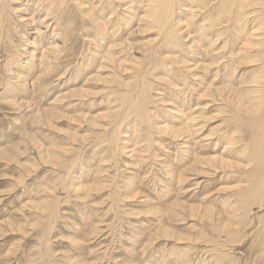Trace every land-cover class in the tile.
Here are the masks:
<instances>
[{"label":"rangeland","instance_id":"rangeland-1","mask_svg":"<svg viewBox=\"0 0 264 264\" xmlns=\"http://www.w3.org/2000/svg\"><path fill=\"white\" fill-rule=\"evenodd\" d=\"M1 1L0 94L3 91L1 83L5 78L10 79L15 87L22 80L15 71L10 73L13 79L8 78L9 72H5L8 67L6 62H13L14 69L23 73L24 63L27 61L28 65L36 58L35 55L32 56V50L38 45L32 47L29 42H38L40 35L37 36L36 32L39 30L45 33L41 37L43 43L55 24L54 13L50 14L43 9L39 0H27V10L21 12L26 13L23 15L28 21H32L31 25L28 23V27L21 25L16 18L19 13H14L20 0L8 1L9 10L4 1ZM88 1L95 8L88 4H85L86 7L81 5L82 8L63 5L60 11L62 16L57 14L56 21H59V25L55 32L60 53L55 54V59L49 60H53L51 63L54 67L48 74V79L41 77V80H37L38 85L35 82L38 86L35 87L36 96L33 94L35 99L33 95L26 93L27 90L17 91L20 99L26 101L19 106L11 104L7 97L6 100L4 96H0V264H264V193L256 200L250 194H237L260 178L246 175L248 167L244 169L243 165H251L253 162L241 163L238 155L247 158L252 147L260 154L262 150L264 152V143L259 142L257 148L250 143L245 148L251 131L243 123L240 129L233 130V139L228 138L227 141L233 142V154H223L225 162L216 163L220 167L219 171L211 169L213 173L206 175L205 171H210L207 169L208 165L197 162L199 156H210L202 158L204 162L213 156H222L226 140H218L217 143L216 140H201L203 137H210L208 135L212 133L218 136L221 132H229L232 126H237L231 108L221 109L222 104L217 108L210 107L205 110L208 116L203 122H198L199 125L192 122L195 128L201 127L198 132L200 137L196 138L198 146L193 150L194 155L181 161L179 158L186 150L179 147L178 150L176 141H169L166 134H155L153 137L158 143L151 142L148 150L145 151L144 146L138 148L140 143L145 142L142 140L136 143L133 134L123 130V126L128 124V128L131 124L132 127L134 119L141 118L137 112H128V118L125 119L127 111L125 115L124 109H121V113L115 116V122L108 118L109 122L103 116L95 120L94 126L78 121V115L105 114V104L101 103V99L107 90L104 88L105 83L99 81L90 82L92 90L87 94L83 93L85 98L77 101L80 105L67 107L69 98H62L56 108L52 109L53 114L58 111L61 113L51 116V119L50 116L43 118V122L37 121L40 115L34 114L36 105L47 102L58 89L63 88L65 92L70 80L73 85L78 82L81 73L79 70V73L76 72L77 64H89L88 60L92 58L90 49L93 50V55L96 54V45H93L95 41H88L91 37L86 34L89 31L92 37H98V34L93 35V32H97L94 29L95 19L102 21L105 32L109 30V39L113 40L123 37V29L126 30L125 24L117 25L124 19L122 16L130 21L133 19L125 10L130 11L129 6H136L135 10L140 8L138 0H97L98 4L93 0ZM5 10L8 11L7 14L2 13ZM44 11L50 26L41 24V28L36 24L46 15ZM217 18L228 19L221 13L213 12L211 19L215 21L207 30L221 29V39L227 40V45L220 50L223 54L230 45L227 37L234 39V35L223 30L228 22L218 24ZM253 24L254 28L258 25L256 22ZM184 25H177L180 32L184 31ZM155 32L157 29L154 27L149 31L130 34L132 43L126 38H119L114 42L133 51L131 57L140 58L139 50L133 47L141 46L143 42H153ZM263 33L264 31H259L257 37ZM187 36L185 39L188 40L183 41L185 45L190 44L194 33ZM26 39L27 45H21ZM103 39L105 38L102 37ZM217 43L216 40L215 46L220 47ZM64 70L66 74H62L61 81L65 84L56 80ZM34 73L35 70L30 69L28 77ZM177 77L184 80L180 74ZM185 80L187 84L190 81L188 78ZM40 83H47L45 93V88ZM180 88L184 89V86ZM185 89L183 92L188 96L189 92ZM98 90L99 93H95ZM168 106L158 110L159 117L171 125L178 123L173 117L177 119L179 112L174 105ZM158 108L159 106L156 107ZM129 114L134 116L129 117ZM168 114L173 117L167 118ZM212 115L216 118L211 119ZM48 118L49 121L52 120V124L42 126ZM22 120L23 126L20 128ZM102 122L109 128L106 129ZM113 124L116 131H124L121 139H125V147L129 149L138 145L136 151L139 154L135 152L134 157L132 154L124 155V151L120 149L116 153L112 152L118 144L115 143L113 147L110 141L114 136L111 133ZM175 125L181 127L179 124ZM142 128L137 125L134 130L141 132ZM100 133L104 134L103 137ZM43 149H46V155L40 153ZM141 149L143 151H139ZM58 151L59 157L54 155ZM154 152L157 155H153ZM262 161L263 157L258 155L255 163ZM166 169L174 172L169 173ZM228 172L230 175H227Z\"/></svg>","mask_w":264,"mask_h":264},{"label":"bare ground","instance_id":"bare-ground-1","mask_svg":"<svg viewBox=\"0 0 264 264\" xmlns=\"http://www.w3.org/2000/svg\"><path fill=\"white\" fill-rule=\"evenodd\" d=\"M3 1L6 5V8H8L9 10L10 7L8 5V1L11 2L15 0H3ZM39 1H41L39 5L42 6L43 9L49 11L50 14L54 13L53 18L55 19V24L52 26V29L50 30L51 32L50 36L49 37L46 36L47 38L43 40L44 41L43 43H41V37L42 36L44 37L45 33H42V31L39 30H37L36 33L37 36L40 35L39 36L40 42L38 39H37L38 42L36 43L29 42V44L31 43L32 47L33 45H38V46H34L32 50V56L35 55L36 58L33 59L34 60L32 61L33 64L29 62V64L27 65V61L24 63L23 68H25V70L23 73L22 71L20 72L19 69L16 68L14 69L13 62L11 61L6 62V65L9 67V68L8 67L5 68V72H9L8 78H12L10 77L11 76L10 73H14L13 71L17 72V74L19 73L18 76L22 77V80L20 79L21 83L17 82L20 83L21 85L16 84V87L14 86V84L12 85L10 79L7 78L2 80L3 83H1V85H3L2 86L3 91L1 92L0 96L2 97L4 96L5 98L7 97L8 101L13 105L21 106L24 105L26 102L20 99V96L17 94V91L20 92L22 90L24 91L27 90L26 93L28 92L31 95L35 93L36 96L35 87L38 88L37 80L39 79L41 80V77L42 79H48L47 78L48 74L51 72V69H53L54 67V65L51 63L53 60L51 62L49 60L55 59L56 56L55 54L60 53V49H61V48L59 49L58 47V45L60 44L58 43L59 41L57 42V33L55 32V30H57L56 26L59 25V21H56V16L58 13H60L62 6L69 5L72 8L74 7L82 8L83 5L85 6V4H88L89 7H94L89 3L88 0H44L45 2H43V0H39ZM93 1H95L96 3L97 0H93ZM120 1H130V0H120ZM131 1L137 2V0H131ZM138 1H139L138 4L140 6L139 9L135 10L136 6L135 7L129 6L130 11L125 10L126 12L129 13V17L133 19L130 21L127 19V17L125 18V16H122V19L124 18L123 20H121L122 23L119 22L118 20L119 23L117 25L121 26L122 24H125L126 30L123 29V33L121 34L123 35V37L122 36L120 37L119 35L118 36L120 39L126 38L128 42L133 40L131 39L130 34L134 35L135 33L137 34L140 32H145L147 30L149 31L150 29L152 30L154 27L157 29V32H155L154 34L155 40L153 42H150L148 44H146L147 42L146 43L143 42L142 45L140 43L141 46L135 45L136 47H133L134 49L139 50L141 57L140 58L131 57V53L133 51L127 48L124 49V47L120 46L119 43L118 45L116 44L117 42H114L117 41L116 39L119 38L110 40L107 34L109 30L106 29L108 31L105 32L102 21L100 22L97 19H95L96 21L94 23L95 24L94 29L97 30V32L96 33L93 31L92 32L93 35L98 34V37L97 38L92 37V34L89 31H86V34L91 37V39L88 41L90 42L95 41L93 45H96V51H95L96 54L93 55V50L89 48L90 51H92L91 53L92 58L91 60H88L89 64L88 65L77 64L76 68L78 69H76V72L79 73L78 72L79 70L81 73V78L78 80V82L76 81L73 85L70 83L71 82L70 80L67 84L68 86L65 92L63 88H61V90L58 89L57 92H55L56 94L51 99L48 98L47 102L43 103L42 105L41 104L36 105L34 114L36 115L39 113L38 115H40L38 116L37 121L39 122V120H41L43 122V118L50 116L51 119V116L61 113L58 111V113L53 114L52 109L56 108V105H58L57 103L63 100L62 98H65L66 100L67 98H69L68 101L69 103L67 102L68 103L67 107L71 105H80L77 101H80L81 98H85L86 95H84L83 93L87 94L89 93V91L92 90V88L89 86L90 82L99 81L102 82L103 84L105 83L104 88L107 90V93L101 99V103L105 104L104 110H107V112L103 110V112H105V114L103 115L102 114L93 115L92 113L78 115L79 116L78 121L82 120L87 124L89 125L91 124L94 126L95 120H97V118L101 119L103 118V116L104 118L106 117L107 119L111 118L113 122H115V116L116 114L118 115L121 109H124L125 115L127 111V115L124 116L125 119L126 117L128 118V112H137L138 115L139 114L141 115L140 117L142 119L141 118L134 119L132 127H130L131 126L130 124L128 128H127L128 124L126 123L127 125L123 126V130L125 132L130 131L129 133L133 134L135 138L134 141L136 143L143 140L142 142L145 143H140L139 145L140 147L138 148L144 146L143 149L145 151L148 150L149 147L151 148V146H149L151 142L158 143L156 142L157 140L153 137L155 134H166L170 138L169 141H173V142L176 141L175 145L177 149L179 147V148H184V150H186V153L183 154V156L181 155V157L179 158L180 161L181 159L183 160V158L194 155L195 153L193 152V150L196 148V145L198 143V139L196 138L200 137L198 136V132L201 127L195 128V125H193L192 122L194 123L203 122V119L204 118L206 119V117L208 116L207 114H205V110H209L210 107L217 108V106L221 104H222L221 109H227V108L232 109L234 115V121H237V126H232L229 132L225 131L223 132V134H221L222 133L221 132L218 136L217 135L214 136L212 133L208 135L210 137H203L201 141L207 140V142H209L208 140H216L217 143L218 140H226V143H224L223 146L222 156L220 157L213 156V158H209L205 160L206 162H204V160L202 159L205 158L206 155L201 156L202 158H200L199 156L198 160L196 159L197 162L202 163V165L204 166L208 165L209 168L207 169L210 171L211 169H214L215 171H219L220 167L216 163L225 162L223 154H226L227 152L229 155L233 154V150H231V148L234 147L231 146L233 142L227 140L229 137L233 139L232 136L234 134L233 130H235V128L240 129V126L243 125V123H246L248 127L247 128L248 131H251L250 133L251 137L249 138V140H246L247 142L244 145L245 148H247L248 144L250 143L255 144L256 148L259 142L264 143V33L259 38L257 37L259 31L261 30L264 31V0H216V1L213 0V2L212 0H138ZM0 2L2 1L0 0ZM27 5H29L27 4V0H20V4L18 5L19 7L14 8V13L15 11L16 13H19L18 15L16 14L17 15L16 18H18L21 25L23 26L25 25L28 27V23L30 24L32 21H28L27 17L26 16L24 17L23 14L26 13H21L22 11L27 10ZM21 6L23 7L20 9ZM100 9L101 8H99V10ZM138 11L140 12L138 13ZM141 12L142 14L140 15ZM213 12L221 13L223 16H226L228 18L226 20H219L217 18V23L219 24L224 21L228 22L226 28H224L223 30L230 31L234 35V39L227 37L230 45L227 46V50L225 49L223 54H221L220 50L224 48V45H227L226 42L227 40L225 39L226 40L225 41L224 39L223 40L221 39L222 36L220 34L221 29L217 28L214 31L209 30V32L207 30V28L212 26L213 22L215 21L211 19V14ZM2 13L7 14L8 11L5 10ZM44 13L46 15L43 18H41V20H39L38 24H36L39 27H41V24L50 26L48 23L50 21H48L46 17L47 13L45 11ZM61 16L60 17L58 16L59 19H62ZM70 22H72V20ZM253 22H256V24H258L255 28H254L255 24H253ZM182 23H184L185 24L184 26L188 29L187 30L183 26V30L185 32L184 31L180 32V28L177 27V25ZM44 29L47 28L45 27ZM255 30H259V31L254 32ZM251 31L253 32L254 35L252 34ZM190 33L191 34L194 33L193 36L194 38L192 39L190 37L191 38V39L189 38L190 44L185 45L183 41L188 40L185 39V37ZM102 37L105 38L103 39L104 41L102 40ZM216 40L218 41L219 45H221L220 47L215 46ZM25 43L23 42V44L21 45H27L28 43L27 39ZM46 62H48L49 64H47ZM87 66H89L90 69H88ZM30 69L31 71L35 70V73L33 74V76L28 77V72L30 71ZM62 74L65 75L66 70L62 71V73L60 74V76L56 78V80L61 81L63 77ZM178 74H180L181 77L183 76L184 80H179L177 77ZM187 78L190 79L191 82L197 81V83L195 82V84H190L191 82L188 81L187 84L185 80ZM179 81H181V83H179ZM35 82L37 85H35ZM61 83H64V81H61ZM108 83L109 85H107ZM48 86H50V84H48ZM180 86H184V89L186 88L185 91L188 90L189 92L188 96L187 93L185 94L183 92L184 89L180 88ZM39 88L41 87L39 86ZM42 88H45L44 90L42 89L45 93L47 89V83L46 85L45 84L42 85ZM165 91L166 93H164ZM39 92L42 93V91ZM93 92L90 93L92 94ZM96 92L99 93V90L95 91V93ZM154 104L155 105L158 104L157 106H159V108L156 109L157 106H154ZM169 104L174 105L176 110L179 112V114L176 115L178 116L177 119H175V117H173L172 114H168L169 116H167V118L173 117V119L178 122L175 124H179V126L181 127H177L175 124L171 125L167 123L168 121H166L165 123L164 121H162L161 117H159L157 113L158 110L168 106ZM59 106L61 107V105ZM58 107L57 109L59 110ZM153 107L155 108L152 109ZM63 110L66 111L65 109ZM152 112L153 115L151 114ZM149 114L151 116H149ZM133 116L134 115L129 114V117H133ZM135 117L137 116L135 115ZM213 118H216L215 115L211 116V119ZM50 119L49 118L45 119L42 126L45 124L46 126L51 125L52 120L49 121ZM108 120L110 122V119ZM23 121L24 120L20 122L19 125L20 128H22L23 126ZM120 121L121 120H119V122ZM106 125L105 127L107 129L108 126ZM137 125H140L141 128L143 127L141 129V132H139L140 130H137L138 128L134 130V128ZM196 125H199V123ZM114 126L115 125L113 124V128L111 129L112 131L111 133L114 136L110 138L112 139L110 141L112 142L113 147L115 143L118 144H116V147L112 152L116 153V150L120 149L124 151L125 153L124 155L132 154L131 156H133V154L137 152L136 149L138 148L136 146L138 145H136L135 147L134 146L132 147L131 145L132 148L127 149L125 147L126 144L125 143L126 141H124L125 139H121L122 136L121 133L122 132L124 133V131L121 130L116 131V127L114 128ZM124 127L126 128L124 129ZM99 135L103 137L104 134L101 135L100 133ZM178 141L180 142L177 143ZM143 149L139 151H143ZM45 150L43 149L40 153H45ZM57 153L54 155L55 156L59 155V151ZM154 153L153 155H157L156 152ZM44 155H46V153ZM258 155L263 157V161L255 163ZM206 157H210V156H206ZM43 158H46V156H44ZM237 158L241 163L249 164L253 162L251 165H243L244 169L248 167L247 171H245L246 175H248L249 177H255V176L260 177L258 180L255 181V183H252L249 186H247L245 189L240 190L237 194L239 196L250 194L251 198H253L254 200L259 199L260 196L264 193L263 150L260 152V154H258L256 152L255 147H252L251 153L247 158L246 157L244 158V156H239V155ZM114 165L116 166V164ZM201 168L204 167L202 166ZM66 170L67 168L65 169V171ZM167 171L169 173L172 171L174 172V170L171 169ZM210 171H205L206 175H210L213 173L212 171L211 172ZM66 175L68 176V173ZM227 175H230V173L228 172Z\"/></svg>","mask_w":264,"mask_h":264}]
</instances>
